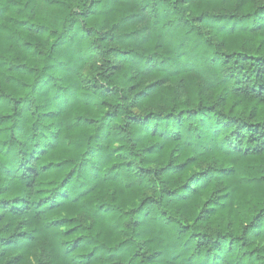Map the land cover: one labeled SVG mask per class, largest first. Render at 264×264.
Listing matches in <instances>:
<instances>
[{
  "label": "trees",
  "instance_id": "16d2710c",
  "mask_svg": "<svg viewBox=\"0 0 264 264\" xmlns=\"http://www.w3.org/2000/svg\"><path fill=\"white\" fill-rule=\"evenodd\" d=\"M0 264H264V0H0Z\"/></svg>",
  "mask_w": 264,
  "mask_h": 264
}]
</instances>
